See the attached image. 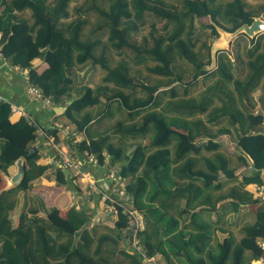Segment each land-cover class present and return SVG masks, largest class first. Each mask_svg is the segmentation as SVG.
<instances>
[{"label":"trees","instance_id":"1","mask_svg":"<svg viewBox=\"0 0 264 264\" xmlns=\"http://www.w3.org/2000/svg\"><path fill=\"white\" fill-rule=\"evenodd\" d=\"M257 17L264 4L248 0H0L1 54L28 70L45 98L67 107L63 116L86 135L69 141L74 154L119 165L144 216L141 240L164 264H256L264 254V201L246 190L263 184L264 34L241 35L248 42L237 38L208 70L215 25L234 32ZM201 18L212 22L202 25L210 33L195 26ZM88 68V80L77 76ZM11 116V104L0 100V189L2 173L25 160L21 184L0 193V264H145L122 246L125 215L107 224L84 209L63 214L43 198L51 189L34 181L49 171L52 192H62L72 185L69 174L39 164V150L31 152L37 128ZM108 119L114 122L103 129ZM221 138L242 154L225 151ZM251 206L253 222L228 224L224 239L213 238L204 219Z\"/></svg>","mask_w":264,"mask_h":264},{"label":"crops","instance_id":"2","mask_svg":"<svg viewBox=\"0 0 264 264\" xmlns=\"http://www.w3.org/2000/svg\"><path fill=\"white\" fill-rule=\"evenodd\" d=\"M1 37V34H0ZM1 50V47H0ZM41 60L35 59L33 64L35 66L41 67ZM201 84L199 85V87ZM30 87L28 70H22L18 67H13L10 65L3 55L0 52V100L7 101L12 106V116L11 121L16 122L20 118H26L24 115H21L18 111H23L27 115V118H30L35 124H38L39 128L47 131L49 129L55 128L57 130V134L54 136L52 133H49L53 136L56 144H59L62 147L69 148V141H71L72 136L68 132V129L75 130V126L67 121V119L63 116L64 112H59L58 108H63L62 106H47L45 103L38 101L35 96L28 92ZM204 89V87H203ZM258 94V93H257ZM260 93L256 96V99L259 98ZM259 105V111H262L264 114V109L261 104ZM261 105V108H260ZM16 109L17 111H14ZM76 131V130H75ZM48 132V131H47ZM77 132L78 141L86 139V135L83 132ZM205 141L203 139L201 142ZM226 141L225 138H221L219 142L222 144ZM34 149L39 150V160L38 163L42 165H48L53 168L52 161L55 156V150L53 149L50 142L42 137L37 138ZM71 151V150H70ZM73 153V151H71ZM236 154H242L240 151L235 150ZM15 172V170H14ZM13 172V173H14ZM93 176L97 181L109 184L110 181H104L108 175L107 166H101L92 169ZM51 173L49 171L45 176L40 179L34 181V185L42 186L48 189H51L50 192L42 193L46 201L49 204L55 205L59 208L63 214H65L70 208L75 207L77 209H84L88 213L93 214L94 221L105 220L108 222H113L114 217L110 214L105 213V208L102 203L99 201H94L93 203H88L87 199L84 195V192L81 189L74 190L72 185L68 186V190L53 191L52 189L55 186V182L53 180V176H50ZM262 185L251 184L246 187V190L249 191L254 198H260L257 193V187L264 188V170L262 171ZM83 188V186H82ZM41 193V192H40ZM32 195V194H30ZM248 211L254 212L253 207L241 208L239 212L232 213V211H228V213L220 212V215L223 219L219 221V217L214 213L210 220L204 219L211 224V233H213V238H217L219 240L224 239L227 233L223 232L222 229L229 228L228 224L232 227L233 230L236 229V225L239 223H251L254 221V215L249 213ZM223 221V222H222ZM227 222V223H226Z\"/></svg>","mask_w":264,"mask_h":264},{"label":"built area","instance_id":"3","mask_svg":"<svg viewBox=\"0 0 264 264\" xmlns=\"http://www.w3.org/2000/svg\"><path fill=\"white\" fill-rule=\"evenodd\" d=\"M28 92L47 106L53 105L52 100L45 98L36 87L30 85ZM14 111L17 110L14 109ZM18 112L27 118L25 112ZM27 119L37 128V135L48 140L55 150L52 161L53 167L60 168L69 174L71 184L84 192L88 203L99 201L103 204L105 213L112 215L114 218L119 213L127 217V226L122 229V235L125 238L122 244L123 248L139 256L145 264H164L159 255L151 256L148 254L147 248L141 240L140 233L145 228L144 216L135 207L133 197L125 191V181L119 176L118 170L114 171L108 160H105V165H102L99 159L88 153V151H85L82 155L72 153L70 149L56 144L53 136L39 128L38 124H35L30 118ZM68 132L72 136V143L75 145L79 143L77 132L73 129H68ZM101 166H107L108 168V175L104 181L109 180V184L104 182L100 184V181H97L93 176L92 169ZM256 193L264 201V188L257 187ZM259 247L264 253V238L259 240ZM256 264H264V254Z\"/></svg>","mask_w":264,"mask_h":264},{"label":"water","instance_id":"4","mask_svg":"<svg viewBox=\"0 0 264 264\" xmlns=\"http://www.w3.org/2000/svg\"><path fill=\"white\" fill-rule=\"evenodd\" d=\"M216 30L219 34V37L215 39L214 43L211 46V57L213 69L217 65V55L221 51H228L230 49V43L234 41L237 37L241 35L247 36L249 39H256L260 35L264 34V18L257 17L254 18L251 24H243L234 32H228L225 29L221 28L218 25H215ZM220 27L221 29H218ZM71 104V102H69ZM67 107L58 108L59 112H65ZM35 149L32 148L31 152H34ZM15 172L12 175H7L2 173V176L5 180V185L0 189V193L8 191L18 187L24 179L25 175V160L19 158L15 161Z\"/></svg>","mask_w":264,"mask_h":264},{"label":"rangeland","instance_id":"5","mask_svg":"<svg viewBox=\"0 0 264 264\" xmlns=\"http://www.w3.org/2000/svg\"><path fill=\"white\" fill-rule=\"evenodd\" d=\"M248 2L250 3V4H252V5H255V4H259V3H262V4H264V0H248ZM212 22L210 21V19H208V18H201V19H197V21H196V23H195V26H197L198 28H199V32H200V34H204V33H210L211 32V30L210 29H207V30H205V29H203V27H202V25H207V24H211ZM218 29H221L220 27H217ZM222 30V29H221ZM240 37H242V36H239V37H237V38H239V39H237V41L238 42H240L241 44H244V43H247L248 41H247V39H245V37H243V38H240ZM215 39L216 38H211L210 39V44H211V46H212V44L214 43V41H215ZM235 39V40H236ZM234 40V41H235ZM234 41H232L231 43H230V49H228V51H230V52H232V44L234 43ZM213 66L214 65H211L210 67H208V70L209 71H213V70H215V69H213ZM216 67H217V65H216ZM90 68H88V69H85V70H82V71H79L80 72V74H77V76L79 75V77H81V76H84V78H86L85 80H88L89 78H90V73H91V71L89 70ZM100 72H99V70H97L96 69V71H95V73L93 74V76L91 77V86L92 87H95L96 86V84H97V82L99 81V78H100ZM213 81V78H207V79H202V82H201V86L199 87V89H202L203 90V87H205L207 84L208 85H211L210 83ZM95 113H96V111H94ZM109 120V119H108ZM113 122H114V120H109V121H103V125H102V128L103 129H105L108 125H110V124H113ZM231 141V140H230ZM228 139H226V141H224L223 142V145H224V149H225V151H230L231 153L233 152V153H235V151H234V147L232 146V141L230 142ZM128 144H134V143H128ZM111 168L114 170V171H117V170H119V165H117V166H112L111 165ZM124 184H125V182H124ZM23 195H22V193L20 194V197H21V201L19 202V204H18V206H17V208H16V210L14 211V213H13V217H14V219L16 218V217H18V215H19V213L21 212V210H22V197ZM30 196V195H29ZM101 221V220H100ZM237 235H238V233H236Z\"/></svg>","mask_w":264,"mask_h":264}]
</instances>
